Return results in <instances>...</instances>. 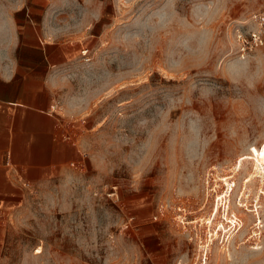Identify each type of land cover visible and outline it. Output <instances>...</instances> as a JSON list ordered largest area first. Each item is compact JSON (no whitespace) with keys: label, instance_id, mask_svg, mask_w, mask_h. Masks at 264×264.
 Listing matches in <instances>:
<instances>
[{"label":"rangeland","instance_id":"1","mask_svg":"<svg viewBox=\"0 0 264 264\" xmlns=\"http://www.w3.org/2000/svg\"><path fill=\"white\" fill-rule=\"evenodd\" d=\"M56 44L79 161L0 264H264V0H0V68Z\"/></svg>","mask_w":264,"mask_h":264},{"label":"crops","instance_id":"2","mask_svg":"<svg viewBox=\"0 0 264 264\" xmlns=\"http://www.w3.org/2000/svg\"><path fill=\"white\" fill-rule=\"evenodd\" d=\"M69 53L56 44L48 52L32 53L39 68H0V213L24 206L32 188L54 182L72 161H79L75 144L63 135L57 110V67Z\"/></svg>","mask_w":264,"mask_h":264},{"label":"built area","instance_id":"3","mask_svg":"<svg viewBox=\"0 0 264 264\" xmlns=\"http://www.w3.org/2000/svg\"><path fill=\"white\" fill-rule=\"evenodd\" d=\"M262 33L259 32L257 34L252 35L249 43L246 45L249 49L253 48L254 46H258L260 44H263V40H262ZM227 186H229V182H227ZM232 188V186H230ZM229 187V188H230Z\"/></svg>","mask_w":264,"mask_h":264}]
</instances>
